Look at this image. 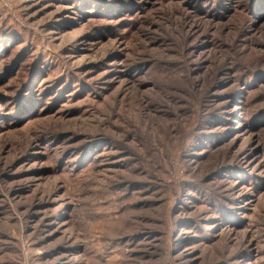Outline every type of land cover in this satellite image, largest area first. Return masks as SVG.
I'll return each instance as SVG.
<instances>
[{
    "label": "rangeland",
    "instance_id": "1",
    "mask_svg": "<svg viewBox=\"0 0 264 264\" xmlns=\"http://www.w3.org/2000/svg\"><path fill=\"white\" fill-rule=\"evenodd\" d=\"M0 264H264V0H0Z\"/></svg>",
    "mask_w": 264,
    "mask_h": 264
}]
</instances>
